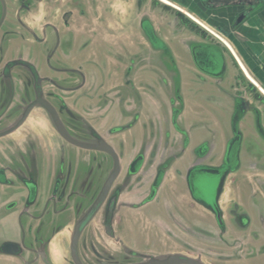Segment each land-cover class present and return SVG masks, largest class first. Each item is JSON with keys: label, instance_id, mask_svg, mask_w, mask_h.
<instances>
[{"label": "flooded vegetation", "instance_id": "1", "mask_svg": "<svg viewBox=\"0 0 264 264\" xmlns=\"http://www.w3.org/2000/svg\"><path fill=\"white\" fill-rule=\"evenodd\" d=\"M127 1L132 3L128 6L126 20L125 13L115 8V0H0V133L8 131L0 135V264H75L70 250L74 227L100 193L113 165L110 154L83 149L66 141L43 106L27 109L38 94L55 110L70 136L86 142L102 138L119 157L118 176L77 239V255L83 264L106 262L103 256L108 253L109 243L105 241L103 220L107 201L115 193L118 196L112 222L113 240L127 246L129 244L121 233L117 235L114 226L116 214L123 207L164 214L165 221L160 223L165 224L166 235L170 225L187 236L196 234L200 240L214 238L226 244L228 225L232 231L230 236L235 240L234 234L243 233L251 223V215L244 206L247 196L244 197L241 186L256 183V191L264 204L262 175L241 170L249 149L244 145L240 127L246 115L255 118L259 125L257 132L264 141L261 123L264 110L255 99L253 102L260 106L259 112L248 111L238 124L241 135L239 167L226 176L217 201L225 225L223 234L216 216L191 198L187 182L189 167L219 165L233 132L230 125L225 136L220 131L223 147L219 154L214 153L215 145L211 141L193 143L192 126L185 125L182 117V95V111L178 115V126H174L172 108L175 102L171 99H174L175 72H179L180 89L184 80L181 62L168 44L167 52L153 48L139 28L144 15L152 22V13L157 12L155 0H123L124 4ZM147 2L148 7H153L151 14L142 13ZM220 2L232 5L233 13L228 15L227 27L208 21L205 8L200 6L196 11L197 19L209 27L213 33L201 25L212 36L191 32L200 40H182L183 45L191 58L189 45L192 43H206L219 49L224 55L226 69L230 66L233 71L232 93L246 89L253 100L255 91L250 90L247 80L235 72L240 64L221 39L228 41L229 30L243 23L258 5L264 4V0H206L208 5ZM127 21H136L134 28L139 32L133 30L130 36L125 29ZM175 25L168 31L173 37ZM161 34L158 35L166 42L168 36ZM125 38H129V42ZM139 38L144 39V46ZM157 54L161 55L162 61H157ZM192 65L197 69L193 59ZM137 74L150 75L156 83L143 85V77H137ZM211 78L217 82L223 79ZM156 84L170 85L167 103L159 99L162 110L156 109L154 130L142 127L144 133L133 139L132 129L139 124L146 109L140 89ZM154 102L156 106L153 107L157 108V99ZM131 122L127 128L119 129ZM260 147L264 150V142ZM262 153L261 157L254 156L255 160L247 161L249 169L264 171ZM140 156L141 165L135 172H130L132 162ZM158 174L160 180L155 186ZM231 175L234 177L233 196L225 199L227 191L229 196ZM136 192L141 196L139 201L122 199L127 193L135 196ZM183 210L191 215L183 216ZM242 213L249 216V225L245 229L237 225ZM98 214L101 224L93 230V221ZM9 220L13 227L6 224ZM156 221H153L155 226L159 224ZM212 226L216 233L210 229ZM67 228L69 233L63 241L60 235ZM159 228L162 230L161 225ZM95 231L101 238L95 236ZM191 242L184 244L192 245ZM97 245L102 246L103 253L93 249ZM244 245L242 238L238 244L240 251L245 250ZM230 247L237 249L236 244ZM222 248H217L221 255Z\"/></svg>", "mask_w": 264, "mask_h": 264}, {"label": "rangeland", "instance_id": "2", "mask_svg": "<svg viewBox=\"0 0 264 264\" xmlns=\"http://www.w3.org/2000/svg\"><path fill=\"white\" fill-rule=\"evenodd\" d=\"M115 3V8H119L121 9L122 13H126V11H128L129 4L131 5L132 2L127 1L124 4L123 0H115ZM148 5L149 2L143 5L142 13L151 14L153 7H148ZM169 8L170 9L168 11H165L161 8V6H157V11L164 15H170V19L172 21H175L176 23L175 29L173 30L174 37L171 35V33H169L166 42L172 48V50L176 52V56L179 58V61L181 62V67L184 70V80L181 85L180 91L184 102V111L182 113L183 121L185 125L189 127L192 126L190 136L193 143L199 142L200 140L211 141L215 145L214 153L219 154L221 153L223 147L222 135H220V131H222L223 136H225L227 129L230 125V114L232 110H234V103L233 100H231L232 97H230L233 94L230 85L232 81L233 71L230 66H227L223 79L220 82H217L213 78L205 75L204 73H201L198 69H196L192 65V58L190 52L183 45L182 40L189 42L192 40H200V38L188 31L171 11V9H174L171 6H169ZM156 13L154 11V13H152L153 16ZM194 16L198 18L196 14ZM126 24V31H128L130 36H132L133 30L137 31V29L134 28V24H136V21H127ZM119 25L122 24L120 23ZM114 27L118 26L115 25ZM163 33L166 34L165 31H163ZM125 39L127 40L126 42H129V38ZM139 40L141 41V45L144 46V39L139 38ZM228 41L237 53L244 66L247 68L251 77L259 84L260 87L264 89V87L257 81V79H255V77L250 72V62H248L244 52L240 48V45H242L241 38L235 35L232 38H229ZM131 45L129 47H132ZM156 59L157 61L163 60L160 54H157ZM162 71L164 70L162 69ZM145 72H147L148 74L150 73L148 71ZM137 77H143V79H141L143 85L156 83L155 78L152 79L150 75L142 76L137 74ZM140 90L142 91V95L144 97V104L146 109L144 110V113L142 114V117L139 120V124L136 125L134 129H132V134L134 137L133 139H135L136 137L139 138L141 134L144 133L142 127L145 129L150 127L149 131L154 130L156 126V109L160 111L162 110V106L159 105V99L162 101V103H164L163 100L166 101V95H170L171 92L170 85L165 87L160 86L159 84L150 85L148 87L143 86ZM155 98L157 99V108L153 107L156 106L154 102V100H156ZM261 123L264 126V115L261 116ZM240 127L244 134V145L249 148L247 150V154L245 155V162H243V167L241 170L247 173H257V175H262V177L260 176L261 179H264V171H261L259 169L252 170L251 168L249 169L248 165H246L247 161L255 160L254 156L256 153L260 152L259 154L261 155V153L263 152L262 154L264 155L263 148L262 150H260V144L264 141L261 140L262 138L257 132L258 124L256 123L255 118L253 116L246 115V117L242 120ZM260 155H256L255 157L258 158ZM259 163L261 164L262 162ZM233 178L234 177L232 175L229 177V196H227V191L225 194V199L226 197L229 198L233 196ZM241 189L245 191L244 197L247 196L246 200L244 199V206L246 205L247 211L251 215V223L243 231V233L234 234V238H237L235 240L233 239V237L231 238L230 236L232 231L230 225H228L229 233H227L225 236L227 239L226 244L224 241L219 243L214 238H201L200 240V236L193 233L192 234L194 237L187 236L181 233L178 229H176V227H170V225L168 230H166V235L164 233L165 231L163 230L165 229V224L160 223L165 221L164 214H151L149 213V211H144L143 209L133 210L124 207L121 208L120 211L116 214L114 225L115 230L117 231V235L119 233L122 234V238L126 241V243L129 244V247H132L130 246L131 244L136 245L134 248L141 252L158 254L182 251L185 254L193 256L194 258H200L204 264H264V204L261 203V198L256 191V183L253 182L252 186L249 187L242 185ZM251 189L255 190L251 191ZM128 198H132V200L139 201L141 196H139V193L136 192L135 196H131V194H128L124 195L122 199L127 201ZM183 211V216L191 215L190 213H187V210ZM100 218V214L95 217L92 225L93 230H96V227H100ZM151 218H155L157 221L154 219L152 220ZM153 221L159 223L156 224L157 228L154 225ZM159 225H161L162 230L159 228ZM210 229L213 230L215 233L217 232L214 226L210 227ZM95 232V236L100 237L99 233L97 231ZM68 233L69 228H67L63 232V234L60 235L63 241L68 235ZM195 237L197 238L195 239ZM242 238L244 239L245 250L242 249L240 251L238 244L241 243ZM105 241L109 243V245L107 246L108 249L106 250L111 256L112 254L118 255L119 251L121 253L119 244L109 238H105ZM188 241L189 243L190 241H192V245L184 244ZM196 241L200 244H197ZM236 241L239 243L237 244ZM94 243L96 244V242ZM102 243H104L103 240ZM231 244H236L237 249L235 250V248L230 247ZM217 248H222L221 253L223 255L219 254ZM224 248H226V250L223 251ZM93 249H97L99 252L103 253V248L100 245H97V247H93ZM234 250L237 253H234ZM53 251L55 250L53 249ZM220 256L226 257L227 259L222 258Z\"/></svg>", "mask_w": 264, "mask_h": 264}, {"label": "water", "instance_id": "3", "mask_svg": "<svg viewBox=\"0 0 264 264\" xmlns=\"http://www.w3.org/2000/svg\"><path fill=\"white\" fill-rule=\"evenodd\" d=\"M155 4L157 6H161L162 9L168 11L170 5L162 3L160 0H155ZM172 7V6H171ZM171 9L173 14L178 18L180 23L186 27L190 32H199L201 36L209 35L208 32L196 21L193 20L189 15L184 12L172 7ZM128 13V11H126ZM159 16L166 18L168 22L167 25L173 29L175 23L169 18L168 14H162L157 11ZM139 28L142 32V35L146 38L148 43L157 50H162L167 52L168 45L167 43L157 34L152 22L148 18L147 15H144L139 21ZM187 45L186 43H184ZM190 50L192 54V59L199 71L206 74L207 76L214 77L216 79L222 78L226 72V66L224 62L223 53L209 44H201L195 43L190 44ZM230 55V53H228ZM237 73H240L244 79L247 80L248 88L250 90L255 91L253 100L249 98L247 95L249 90L245 89L244 91H237V93L232 94L234 110L230 118V127L233 132V136L227 141L224 151V156L222 162L217 166H212L208 164H195L189 167L187 171V182L189 184V189L191 192V198L196 201L198 204L202 205L205 209L211 211L215 216L219 225V229L221 230V234L225 232V225L223 223L221 212L218 208V198L222 192L223 185L226 179V176L235 171L239 167V152L241 147V135L238 130L239 120L243 115L245 116L248 111L256 110L259 112L260 106L262 110H264V95L260 92V90L245 76V74L241 71L240 68H237ZM174 86H173V95L171 101L175 102L172 114V121L174 126H178V115L181 114L182 111V97H181V89H180V81H179V72H175L174 76ZM247 91V92H246ZM260 104L258 106L257 102H253L255 100ZM177 101V102H176ZM179 102V103H178ZM41 105L43 106L51 115L53 123L58 131V133L69 143L88 150L101 151L106 152L111 155L113 159L112 168L102 186V189L98 196L95 198L93 204L88 209V211L82 216V218L77 222L74 227V231L71 235V256L72 260L75 264H83L77 255V239L80 235L81 229L86 224V222L93 217L99 205L105 199V196L111 187L113 181L118 176L121 166L119 157L117 156L115 150L111 145H109L102 138H98L96 142H86L80 141L72 136L66 131L65 127L59 120L55 110L45 101L43 100L39 94L34 101H32L27 109L35 106ZM132 125L126 124V126H121L119 129L127 128ZM259 126V125H258ZM262 131V130H261ZM6 132L0 133L3 135ZM142 158L141 156L134 159L130 166V172H135L139 166L141 165ZM160 174L157 175L156 181L154 185L156 186L160 180ZM128 195V194H127ZM118 194L115 193L111 195L107 201V206L104 214L103 227L106 238L111 240L115 239V233L113 230V217L115 214V205L117 202ZM151 197L148 198V200ZM238 224L241 229H245L249 225V216L246 213L239 214ZM241 221V222H240ZM117 244H119L120 251L118 255L115 254L112 256L108 253L103 256L105 259V264H204L200 258H194L186 254L177 253V252H167V253H146L141 252L135 249L136 245H132L129 247L122 242L117 240H113ZM14 248L13 250H16ZM16 252V251H14Z\"/></svg>", "mask_w": 264, "mask_h": 264}, {"label": "crops", "instance_id": "4", "mask_svg": "<svg viewBox=\"0 0 264 264\" xmlns=\"http://www.w3.org/2000/svg\"><path fill=\"white\" fill-rule=\"evenodd\" d=\"M168 1L172 2L173 4H177L179 6L181 5L182 6L181 8H183V10L194 15L201 6L205 8L204 13L208 21H211L216 24H221V26L226 25L225 27H227L228 15L233 13L232 5L230 3L224 4L220 2V3H213L212 5H208L206 3V0H168ZM127 14L128 13L126 12L125 13L126 20L128 18ZM154 16L155 19L157 20L154 19ZM154 16L151 18V20L153 22V26L156 32L160 35L161 33H163V31H165L166 34L164 35L165 37H167L170 33L168 31L172 29L167 25V21H166L167 15L165 16L166 18H163L158 14H155ZM235 35L241 38L242 45H240V48L244 52L248 62H250L251 65L249 68L250 72L255 77V79H257V81L264 87V4L258 5L256 10L251 15H249L243 23L235 27L233 30H229L230 38H232ZM238 68L241 69V66L239 65ZM241 71L243 72L242 69ZM6 224L7 225L12 224L13 227V223L10 222V220L7 221Z\"/></svg>", "mask_w": 264, "mask_h": 264}, {"label": "bare ground", "instance_id": "5", "mask_svg": "<svg viewBox=\"0 0 264 264\" xmlns=\"http://www.w3.org/2000/svg\"><path fill=\"white\" fill-rule=\"evenodd\" d=\"M162 3H165L167 5H171L179 10H181L182 12H184L185 14L189 15L191 18H193L194 21H196L197 23H199L200 25H202L204 28H206L207 30L210 31L209 27L206 26L205 24H203L201 21H199L196 17H194L191 13H188L187 11L183 10L181 7L173 4L172 2L168 1V0H160ZM221 38V37H220ZM222 42L229 47V49L234 53L235 57L237 58L241 69L243 70L245 76L260 90V92L264 95V89L262 87H260L258 85V83L251 77V75L248 73V71L246 70V68L244 67L243 63L241 62V60L238 58V56L236 55L235 51L233 50L232 46L228 43V41H226L225 39H223L222 37Z\"/></svg>", "mask_w": 264, "mask_h": 264}, {"label": "built area", "instance_id": "6", "mask_svg": "<svg viewBox=\"0 0 264 264\" xmlns=\"http://www.w3.org/2000/svg\"><path fill=\"white\" fill-rule=\"evenodd\" d=\"M177 9V8H176ZM211 33H213L212 31H210Z\"/></svg>", "mask_w": 264, "mask_h": 264}]
</instances>
